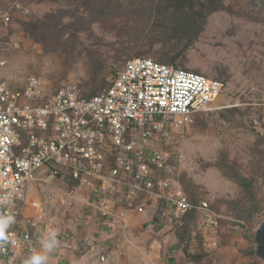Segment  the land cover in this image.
<instances>
[{
  "label": "rangeland",
  "instance_id": "374dc122",
  "mask_svg": "<svg viewBox=\"0 0 264 264\" xmlns=\"http://www.w3.org/2000/svg\"><path fill=\"white\" fill-rule=\"evenodd\" d=\"M135 58L220 82L213 110L132 132L130 152L107 142L97 176L30 186L24 214L58 234V245L82 244L108 228L122 231L127 213L117 211L130 198L149 223L168 230L153 236L181 243L187 264H264L255 236L264 220V0H0V79L13 88L34 80L88 97ZM139 152L160 155L162 167L151 168L167 184L160 196H183L196 207L188 218L161 219L160 207L150 210L165 199L114 183L131 180L113 176L114 158L135 161ZM201 202L215 225L204 223ZM140 216L129 220L139 225Z\"/></svg>",
  "mask_w": 264,
  "mask_h": 264
},
{
  "label": "built area",
  "instance_id": "2783aa9c",
  "mask_svg": "<svg viewBox=\"0 0 264 264\" xmlns=\"http://www.w3.org/2000/svg\"><path fill=\"white\" fill-rule=\"evenodd\" d=\"M221 87L199 73L148 58L127 61L108 87L90 97L73 87L47 89L32 80L13 88L0 79V218H14L0 233V264H15L42 244L41 236L52 235L38 219L24 214L30 186L97 176L107 142L130 152L132 132L156 129L158 119L187 120L212 111ZM135 157L114 158L113 176L123 172L131 179L114 183L165 199L173 208L170 221L196 209L180 194L160 196L159 189L167 184L151 175V168L162 167L159 154L148 158L139 152ZM126 201L130 206L132 200ZM198 209L205 213L207 226L216 224L206 202ZM135 210L144 213L142 205Z\"/></svg>",
  "mask_w": 264,
  "mask_h": 264
},
{
  "label": "crops",
  "instance_id": "0c3cea01",
  "mask_svg": "<svg viewBox=\"0 0 264 264\" xmlns=\"http://www.w3.org/2000/svg\"><path fill=\"white\" fill-rule=\"evenodd\" d=\"M126 203L127 201H122L119 211H117L119 214H121V210L127 213V215H124L125 226L121 227L122 231L118 230L116 232L114 229L108 228L109 230L103 232L99 238H88L82 244H71L70 240H67L63 244H56L51 251H45L42 244H37L33 253L25 254L22 258L39 253L46 256L53 264L57 263V258L58 261L63 258L64 264H187L183 260L181 243L175 237V241L170 243L169 240H160V238L153 236L156 234L155 231L157 230L158 232L159 230L155 223H149L150 219L146 214L143 216V213H137L134 209V203L130 206ZM157 207H160L158 214L161 219H171L173 208L169 202L155 203L150 213H153ZM192 212L190 211L185 215L186 218ZM135 213L141 215L137 221L142 224H134L133 222L136 221V218L129 220L132 214ZM182 219L185 218L183 217ZM128 222L132 223L127 224ZM166 229V227L160 228V235L166 233L168 231ZM46 231L51 234L54 233L51 229ZM54 234L56 239L58 234ZM43 238L44 240L48 239L44 235ZM41 239L40 242L42 243L43 239ZM101 257H104V262L101 261ZM22 258L17 259L15 264L21 262Z\"/></svg>",
  "mask_w": 264,
  "mask_h": 264
},
{
  "label": "clouds",
  "instance_id": "9594fccd",
  "mask_svg": "<svg viewBox=\"0 0 264 264\" xmlns=\"http://www.w3.org/2000/svg\"><path fill=\"white\" fill-rule=\"evenodd\" d=\"M14 222V218L12 216H7L4 218H0V233L3 232L5 228H7L11 223ZM57 244L55 239V234L53 233L48 239L42 241V246L45 251H51ZM47 260L46 256L40 254H34L26 264H45Z\"/></svg>",
  "mask_w": 264,
  "mask_h": 264
},
{
  "label": "water",
  "instance_id": "95a60500",
  "mask_svg": "<svg viewBox=\"0 0 264 264\" xmlns=\"http://www.w3.org/2000/svg\"><path fill=\"white\" fill-rule=\"evenodd\" d=\"M257 248L256 254L264 260V220H261L256 230Z\"/></svg>",
  "mask_w": 264,
  "mask_h": 264
},
{
  "label": "trees",
  "instance_id": "16d2710c",
  "mask_svg": "<svg viewBox=\"0 0 264 264\" xmlns=\"http://www.w3.org/2000/svg\"><path fill=\"white\" fill-rule=\"evenodd\" d=\"M179 1V0H178ZM174 7H176L177 9H183L184 7H187L185 4H181V5H178V6H174ZM189 7V6H188ZM97 94V93H96ZM93 95H95V94H93ZM93 95H91V96H93ZM88 97H90V96H88ZM244 182V186L245 187H249L250 186V182L249 181H243ZM193 211V210H192Z\"/></svg>",
  "mask_w": 264,
  "mask_h": 264
}]
</instances>
